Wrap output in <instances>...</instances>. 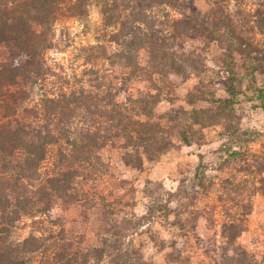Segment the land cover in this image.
Returning a JSON list of instances; mask_svg holds the SVG:
<instances>
[{
    "label": "trees",
    "instance_id": "obj_1",
    "mask_svg": "<svg viewBox=\"0 0 264 264\" xmlns=\"http://www.w3.org/2000/svg\"><path fill=\"white\" fill-rule=\"evenodd\" d=\"M98 1L112 29L108 41L115 46L105 59L123 86L115 91L112 82H99L94 89L44 93L31 103L35 87L49 76L46 54L55 45V24L66 16H84L92 0H0V264H148L132 239L144 216H116L109 204L89 196L85 185L104 174L100 151L116 139L138 152L167 149L164 130L154 120L160 96L128 95L133 78L155 83L171 73L194 76L198 83L189 97L209 100L215 74L203 53L178 50L185 39L217 43L226 67L220 83L229 97L193 109L190 118L196 124L223 122L231 136H241L234 106V97L243 92L237 57L251 78L253 98L264 109V0H206L207 11L196 0ZM121 93L125 98H119ZM179 135L190 143L188 131L181 129ZM59 201L98 208L99 246L85 245L51 220ZM24 219L32 221V230L18 237ZM225 229L233 232L218 264H264L238 243L236 225Z\"/></svg>",
    "mask_w": 264,
    "mask_h": 264
},
{
    "label": "rangeland",
    "instance_id": "obj_2",
    "mask_svg": "<svg viewBox=\"0 0 264 264\" xmlns=\"http://www.w3.org/2000/svg\"><path fill=\"white\" fill-rule=\"evenodd\" d=\"M196 1L203 11L209 9L206 0ZM54 29L55 45L46 54L49 76L35 87L31 103L44 93L94 89L99 82L105 86L112 82L115 91L123 86L119 73L105 59L115 46L108 41L112 29L105 24L98 0H92L84 16L63 17ZM178 50H197L206 56L215 74L213 94H206L209 100L189 97L198 83L194 76L171 73L168 78L156 77L155 83L133 78L128 95L137 98L158 92L160 96L154 120L164 130L167 149L138 152L125 139H116L100 151L106 171L85 190L109 204L118 217L144 216L132 239L148 264H218L222 246L233 232L225 229L231 223L240 230L238 243L264 260V109L253 98L251 78L237 57L243 92L234 97V106L241 136H231L223 122L196 124L190 118L193 109L229 97L220 83L226 76L223 52L217 43L206 46L199 38L185 39ZM141 57L145 62V51ZM262 83L258 74L256 84ZM181 129L188 131L190 143L179 135ZM49 160L51 168L53 158ZM101 217L98 208L83 203L59 201L51 212V220L89 246L101 244L97 234ZM31 230L32 221L24 219L16 235L25 237Z\"/></svg>",
    "mask_w": 264,
    "mask_h": 264
}]
</instances>
